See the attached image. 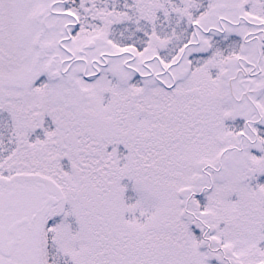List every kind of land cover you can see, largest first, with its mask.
Listing matches in <instances>:
<instances>
[{"label":"snow or ice","instance_id":"1","mask_svg":"<svg viewBox=\"0 0 264 264\" xmlns=\"http://www.w3.org/2000/svg\"><path fill=\"white\" fill-rule=\"evenodd\" d=\"M0 264H264V0H0Z\"/></svg>","mask_w":264,"mask_h":264}]
</instances>
